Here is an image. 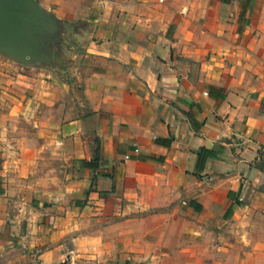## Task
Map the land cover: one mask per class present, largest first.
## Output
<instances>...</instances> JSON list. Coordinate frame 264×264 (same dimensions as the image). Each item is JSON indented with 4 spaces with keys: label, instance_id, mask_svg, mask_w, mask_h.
<instances>
[{
    "label": "crops",
    "instance_id": "crops-1",
    "mask_svg": "<svg viewBox=\"0 0 264 264\" xmlns=\"http://www.w3.org/2000/svg\"><path fill=\"white\" fill-rule=\"evenodd\" d=\"M25 1L71 56L0 48V264H264V0Z\"/></svg>",
    "mask_w": 264,
    "mask_h": 264
},
{
    "label": "rangeland",
    "instance_id": "rangeland-1",
    "mask_svg": "<svg viewBox=\"0 0 264 264\" xmlns=\"http://www.w3.org/2000/svg\"><path fill=\"white\" fill-rule=\"evenodd\" d=\"M18 10L24 12L19 13ZM37 13L25 0H0V48L4 49H28L30 60L52 65L61 57L69 59L65 47L56 48L59 41L58 35L62 32L64 40L61 42L69 47V29L57 27L54 23H44V30L37 24ZM44 46V53L42 47ZM59 51V52H58Z\"/></svg>",
    "mask_w": 264,
    "mask_h": 264
},
{
    "label": "trees",
    "instance_id": "trees-1",
    "mask_svg": "<svg viewBox=\"0 0 264 264\" xmlns=\"http://www.w3.org/2000/svg\"><path fill=\"white\" fill-rule=\"evenodd\" d=\"M18 12H19V13H22V12H24V11H23V10H18ZM96 159H97V156H96Z\"/></svg>",
    "mask_w": 264,
    "mask_h": 264
},
{
    "label": "built area",
    "instance_id": "built-area-1",
    "mask_svg": "<svg viewBox=\"0 0 264 264\" xmlns=\"http://www.w3.org/2000/svg\"><path fill=\"white\" fill-rule=\"evenodd\" d=\"M135 151H136V152H139V149H136ZM126 158H128V156H127Z\"/></svg>",
    "mask_w": 264,
    "mask_h": 264
}]
</instances>
